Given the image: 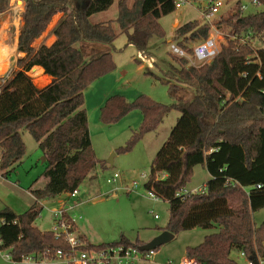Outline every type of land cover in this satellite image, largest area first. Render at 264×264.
Instances as JSON below:
<instances>
[{
	"label": "trees",
	"instance_id": "16d2710c",
	"mask_svg": "<svg viewBox=\"0 0 264 264\" xmlns=\"http://www.w3.org/2000/svg\"><path fill=\"white\" fill-rule=\"evenodd\" d=\"M23 25L18 38L19 70L0 88V171L7 177L26 155L21 129H27L39 143L45 157L47 182L30 192L35 202L24 212L0 210V250L12 249L20 262L56 259L58 250L69 251L65 234L35 225L40 202L79 189L96 168L99 159L92 149L84 91L98 78L113 70L111 51L85 53L80 44L112 46L118 36L113 22L92 23L90 16L108 10L115 0H22ZM264 7V0H257ZM222 24L227 28V43L210 61L191 64L176 56L164 81L183 84L194 94L165 105L140 94L133 101L123 95L109 97L101 108L104 123L117 121L130 110L139 108L143 121L128 143L118 151H127L148 131L155 129L173 108L181 112L167 140L158 150L150 167L145 188L169 203L166 226L174 234L195 227L216 231L195 246H187L186 255L200 264H241L233 252L248 259L264 258V221L257 225L254 213L264 208V9L245 13L242 3ZM10 0H0V13ZM176 10L174 0L118 1L116 22L128 42L146 53L149 39L164 36L159 19ZM62 14L51 32V45L34 42L46 31L53 17ZM210 35V26L199 19L175 29L178 44L193 54L190 43H199ZM248 37L246 42L242 38ZM41 66L50 77L38 86L28 71ZM203 165L210 177L206 189L197 193H178L186 187L195 166ZM260 185V187H258ZM74 231L75 223L68 215ZM81 249H100L131 242L124 235L118 241L93 244L83 236Z\"/></svg>",
	"mask_w": 264,
	"mask_h": 264
},
{
	"label": "rangeland",
	"instance_id": "374dc122",
	"mask_svg": "<svg viewBox=\"0 0 264 264\" xmlns=\"http://www.w3.org/2000/svg\"><path fill=\"white\" fill-rule=\"evenodd\" d=\"M118 1L115 0L108 10L90 16L92 23L112 21L118 33L112 46L96 44L97 46L103 45L106 50L111 51L115 63L114 69L96 79L84 91V108L88 115L92 149L99 162L90 176L80 185L77 197L69 198L61 194L41 201L42 210L35 221V225L40 229L52 230L54 227L52 210L60 207L61 201L65 199H68V203L72 205L81 200L83 203H79L73 210H70L69 216L93 244L118 241L122 235L131 242L141 240V238L146 240L152 232L158 230L157 228L161 229L166 226L169 218V203L152 197L144 185L153 159L167 140L181 112L173 108L155 129L146 132L130 150L118 151L139 130L143 121V113L139 108H135L115 122L104 123L101 120V108L109 97L116 94L123 95L127 101H133L140 94H144L168 106L180 99L191 98L194 94L193 90L174 81H172L174 86L171 87L164 81L171 65H178L176 56L171 53L170 44L179 42L175 39V29L180 25L196 19L205 22L201 11L206 5V0H188L175 11L159 19L164 36L151 37L146 53H144L134 44L129 43L127 34L121 32L116 22ZM129 1L131 3L133 0ZM238 1L246 6L245 13H255L264 9L262 5H254L252 0H222L223 6L213 21L216 27L220 28L219 21L229 17L238 9ZM15 3H22L24 8L22 0H10L9 8L0 13V55H3V58H0V73L7 69L3 73L4 76L0 74L3 78L11 77L20 69L16 64L20 55L17 52L18 46H14L23 25L24 9H17V11L15 6L13 7ZM61 15L59 14L53 25H50L52 21L50 22L42 36L35 40V46L51 41L54 36L51 30ZM208 25L211 35L214 28L211 24L208 23ZM220 29L225 41L228 30L224 24ZM196 44L190 43V46L194 48ZM253 45L255 48L263 47L264 39L255 41ZM79 46L84 49L85 53H91V45L83 47L81 43ZM11 55L14 58L13 62H9ZM185 58L190 63H195L191 52H188V57ZM198 64L201 63L195 65ZM31 72L30 69L28 74H32ZM32 78L38 86L48 82V79L43 80L36 76ZM0 85H3L1 80ZM21 133L26 144V155L7 177L3 176L0 171V210L9 207L16 213H22L28 209L29 186L40 188L47 182V177L44 175V154L39 143L27 129H21ZM114 152L113 165H110L108 159ZM115 173L120 175L119 178L116 182L109 183L107 180ZM209 177L206 168L201 164L197 165L185 189L188 191L198 189L206 183ZM156 214L158 218L155 217ZM254 221L257 225L264 221V208L254 213ZM214 231H216L215 228L203 229L201 227L180 231L171 241L155 249V256L150 264H180L187 256V246L200 244L206 235ZM72 233L74 234L75 230ZM11 250H0V264H66L61 258L43 260L25 258L20 262H15L4 257L7 253L12 255ZM232 256L241 264H249V259L242 253L234 251ZM259 262L264 264V258L259 259Z\"/></svg>",
	"mask_w": 264,
	"mask_h": 264
},
{
	"label": "built area",
	"instance_id": "2783aa9c",
	"mask_svg": "<svg viewBox=\"0 0 264 264\" xmlns=\"http://www.w3.org/2000/svg\"><path fill=\"white\" fill-rule=\"evenodd\" d=\"M188 0H174L176 8L181 7ZM252 3L258 6L257 0H252ZM223 6L222 0H206V5L201 11L202 17L206 23L211 24L214 28V32L205 40L197 43L193 48L192 58L195 63H205L213 59L220 51L221 46L227 43L224 41V35L221 32V29L216 27L214 24L215 15L220 11V8ZM242 11L245 12L246 6L241 5ZM248 37L242 38V42H246ZM223 40V41H222ZM171 53L178 57H188V51L181 47L178 43L170 44ZM9 76H7L8 78ZM7 78H3L2 84H4ZM119 174L115 173L107 181L109 183L116 182V179L119 178ZM260 187V185H258ZM206 189V185L203 184L202 187L188 191L187 189H182L178 195H183L189 192L197 193ZM67 197H77L79 194V189H75L70 192L63 193ZM152 197L157 198L152 193ZM78 203L74 205L68 203V199L61 201L60 207H55L53 212L54 217V233L59 236L61 234L66 235V239L70 245L69 251L58 250L56 253V258H61L65 261L66 264H150L153 261L155 256V249L141 250L140 246L133 244L118 243L114 245H109L100 249H81L79 248L83 243L78 239L76 235L69 231L71 227L67 223L66 215L69 216V211L72 210ZM70 217V216H69ZM156 218L159 216L156 214ZM72 222L74 220L70 218ZM75 223V222H74ZM244 255V253H242ZM4 257L8 260L15 261L11 254H6ZM32 258V256L27 257ZM23 260V259H22ZM21 260V261H22ZM17 262V261H15ZM260 263V262H259ZM180 264H200L196 258L186 256ZM249 264L253 262L249 259Z\"/></svg>",
	"mask_w": 264,
	"mask_h": 264
},
{
	"label": "crops",
	"instance_id": "0c3cea01",
	"mask_svg": "<svg viewBox=\"0 0 264 264\" xmlns=\"http://www.w3.org/2000/svg\"><path fill=\"white\" fill-rule=\"evenodd\" d=\"M17 5L18 4H14L13 5V7L15 6V9L17 10V9H19V10H23L24 8H23V5H22V8H17ZM18 11V10H17ZM19 33H20V31H19ZM18 38H19V34H18ZM18 38H17V40H16V43H15V46L14 47H17L18 46ZM55 39H56V37L55 36H52V39H51V41L50 42H45V44L46 45H51L54 41H55ZM88 46H92V47H96V44H87ZM3 46H5V45H3ZM7 47V46H6ZM1 56V55H0ZM13 60H14V58L12 57V55L9 57V62H13ZM17 64V63H16ZM41 66H34L32 69H31V73H32V75L33 76H36V77H38V78H46V79H48V82L50 81V77L49 76H46V74H42V72H41ZM42 70H44L43 68H42ZM34 73H37L36 75L34 74ZM3 76H4V74H2ZM1 79L0 80H2V78L3 77H0ZM40 80V79H39ZM47 82V83H48ZM1 86V85H0ZM181 88V87H180ZM182 89V88H181ZM31 186H33V185H31ZM31 186H29V188L31 187ZM33 187H35V186H33ZM29 190V193H30V195H29V197H30V199L28 200L29 202H27L28 203V208L35 202V197L33 196V194L30 192V189H28ZM43 201H45V200H43ZM42 203V202H41ZM40 203V204H41ZM79 203L81 204V203H83V202H81V200L79 201ZM79 203H78V205H79ZM75 204V203H74ZM74 209V208H73ZM72 209V210H73ZM1 224V223H0ZM158 230L157 231H155V232H152L151 233V235L150 236H148L147 238H146V240L145 239H142L141 238V240L140 241H142V243L143 244H146V243H148V242H150L154 237H156L157 235H159L162 231H164V230H160L159 228H157ZM74 230H75V235H77V236H83L84 238H85V240L87 241V242H90V240L87 238V236H86V234H84L83 232H81L80 230H79V228H78V225L76 224V222H75V227H74ZM90 243H92V242H90ZM105 243V242H104Z\"/></svg>",
	"mask_w": 264,
	"mask_h": 264
},
{
	"label": "water",
	"instance_id": "95a60500",
	"mask_svg": "<svg viewBox=\"0 0 264 264\" xmlns=\"http://www.w3.org/2000/svg\"><path fill=\"white\" fill-rule=\"evenodd\" d=\"M101 50H106V49L104 48L103 45H99V46L96 45V47H92L91 51H101ZM114 156H115V152L108 159V163H110V165H113ZM43 160L45 161V157H43ZM174 235H175L174 233L168 230H164L159 235L154 237L150 242L141 245L140 248L141 250L156 249L160 245L171 241L174 238ZM251 261L253 262V264H260L258 258L256 257H253Z\"/></svg>",
	"mask_w": 264,
	"mask_h": 264
},
{
	"label": "bare ground",
	"instance_id": "6f19581e",
	"mask_svg": "<svg viewBox=\"0 0 264 264\" xmlns=\"http://www.w3.org/2000/svg\"><path fill=\"white\" fill-rule=\"evenodd\" d=\"M17 8H22V3L18 4V5H17ZM58 17H59V14L55 15V16L53 17L52 22H51L50 25H53V24L55 23V21L58 19ZM16 22H17V21H16ZM51 27H52V26H51ZM0 45H1V43H0ZM12 52H13V50L11 49L10 53L12 54ZM3 54H4V53H3ZM0 58H3V55H1ZM7 68H8V66H7ZM6 70H7V69H6ZM6 70H5L4 72L0 73V74L5 73ZM34 74L36 75L37 73H34ZM40 79L47 80L46 78H40Z\"/></svg>",
	"mask_w": 264,
	"mask_h": 264
}]
</instances>
